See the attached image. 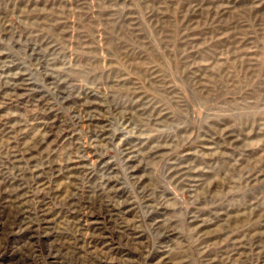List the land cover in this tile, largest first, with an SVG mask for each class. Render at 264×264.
<instances>
[{
	"label": "rangeland",
	"instance_id": "obj_1",
	"mask_svg": "<svg viewBox=\"0 0 264 264\" xmlns=\"http://www.w3.org/2000/svg\"><path fill=\"white\" fill-rule=\"evenodd\" d=\"M0 264H264V0H0Z\"/></svg>",
	"mask_w": 264,
	"mask_h": 264
}]
</instances>
